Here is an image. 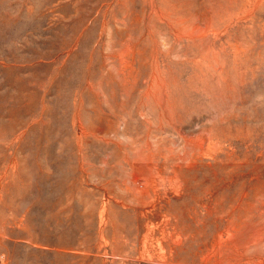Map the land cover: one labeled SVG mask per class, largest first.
<instances>
[{
  "label": "rangeland",
  "instance_id": "1",
  "mask_svg": "<svg viewBox=\"0 0 264 264\" xmlns=\"http://www.w3.org/2000/svg\"><path fill=\"white\" fill-rule=\"evenodd\" d=\"M0 264H264V0H0Z\"/></svg>",
  "mask_w": 264,
  "mask_h": 264
}]
</instances>
